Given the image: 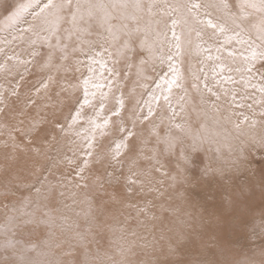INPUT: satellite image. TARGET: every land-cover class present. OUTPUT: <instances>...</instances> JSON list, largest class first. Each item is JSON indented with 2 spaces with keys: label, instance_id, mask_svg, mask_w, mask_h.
Masks as SVG:
<instances>
[{
  "label": "rangeland",
  "instance_id": "374dc122",
  "mask_svg": "<svg viewBox=\"0 0 264 264\" xmlns=\"http://www.w3.org/2000/svg\"><path fill=\"white\" fill-rule=\"evenodd\" d=\"M24 2L27 0H0V48L4 50L0 60V65L4 67L0 70L4 71L9 79L8 81L0 79V140L7 141V147L0 148V224L4 223L6 216L17 214V211L29 201L32 203L27 210L31 211L37 201L36 189L41 188L43 184L42 196L46 195L44 189L50 183L56 185L58 191L66 192L64 197L59 196L57 192L49 203V208L54 209L53 215L57 217L53 231L61 247L51 250L43 247V241L48 238V228L45 225L38 228L28 225L23 229H17L15 236V239L25 244L35 243L38 250L48 252L49 255L41 257L42 259L58 260L61 264H76L84 261L86 257L95 256L97 252L100 255L107 253L119 259L112 241L119 235L118 230L123 226L129 232L135 230L138 237H143L149 243L147 249L139 246L134 248V254L128 256V260L133 264L146 260L158 261L159 264H224L230 255V262L248 260L253 264H261L264 260L262 255L264 240L258 235V228L257 234H252V222L259 225L260 220L264 219L261 215L264 213V178L261 175L264 163L256 160L250 167L234 163L238 155L235 149L239 143L236 130L231 124L221 127L214 125L211 120L204 121L202 116L198 117L197 112L201 109L200 95L194 92L186 94L181 101L179 96L172 94L173 91H177V87L173 86L170 103L180 113L177 120H188L194 130L199 129L201 122L207 123V130L203 135L208 137V141L194 155L195 164L181 171V168L177 167L175 155H163L160 157L164 164L162 173L167 174L153 172L150 182L145 183L143 190L135 188L129 195L121 179L120 185L115 189L105 183V192L103 195L100 194L95 184L97 177H103L105 169L111 172L115 168L117 175L121 172V169L111 161L115 142L120 138L118 122L123 120L126 127L132 128L133 119L137 116L142 119L147 115L148 112L142 113L138 102L149 87V81L145 83L148 86L143 87L141 80L135 77L137 67L129 70L123 62L115 65L120 73L118 79L113 80L107 71L100 79L99 67L91 66L96 71L95 74L90 73L87 68L89 65L83 64L82 53L78 54L79 59L76 53V57L65 64L68 71L42 67L49 50L40 41L36 44L31 43L37 39L33 32L23 33L22 40L19 38L12 40V34L19 36L20 30L26 28L27 21L14 26L8 21L4 23L15 6ZM29 19L32 20V16L26 14V20ZM181 30L183 31V28ZM194 36L192 35L193 38ZM218 40L222 42L223 37ZM230 44L238 45L235 41ZM181 47L187 49L185 42L181 43ZM33 51L39 52L40 55L33 57L31 55ZM98 51L99 47L93 50L92 54L97 57ZM8 56H15L18 59L7 60ZM76 60H79L81 65L76 64ZM20 61L31 62L25 64ZM202 62L204 61H196L191 57H179L174 66L179 69L182 76L189 79V75L193 74ZM69 67L76 71L72 74ZM108 67H113L111 60ZM256 67L259 69L261 66L257 64ZM86 73L93 77L92 83L105 84L102 89L104 92H108V81L113 80L112 91L104 100V112L97 119V123H102L104 116H111L116 110L117 97L122 96L124 101L120 116H111V123L104 130V134L101 135L100 129L96 130L91 156L87 155L88 140L91 136V125L88 120L94 118L95 112L99 110V92L95 98L89 96L95 107L84 105L81 119L71 129L68 127L84 99L83 87L73 88L71 84L77 82L80 85ZM231 74L236 75L239 80L240 74L236 72ZM50 76L53 79L49 80ZM205 77L206 82H210L209 76L199 77L198 82L204 83ZM257 78L259 79L258 76ZM18 81L22 84L19 89ZM45 83L47 87L43 86ZM184 86L188 91H192V84L185 82ZM14 90L16 95H13ZM89 91L96 92V89L89 86ZM239 98L237 97L238 100ZM157 101L162 107L168 106L164 96ZM223 102L222 100L221 103ZM181 103L185 107L184 112H180ZM156 106L155 103L152 109L155 115L150 121L159 125L163 134L170 114L169 112L165 114V109L157 111ZM8 108L11 111L10 125L4 118ZM236 111L248 116L251 113L250 117L264 121V118L259 116L260 109L238 108ZM253 112L256 113L255 116ZM148 122L136 123L138 126L134 129L136 137L131 143L139 144L142 139H150L154 143V138L150 137L151 128ZM243 127L245 131L256 135L264 133V127L259 123L255 129H249L247 125ZM5 150L7 153H4ZM85 160L89 162L83 172L86 180H80L76 173ZM205 166H210L213 170L209 175L202 172ZM123 172H127V164ZM61 182L67 187L61 188ZM76 183H87L89 186L75 188ZM156 183L158 185H155ZM149 188H155L157 191H149ZM113 191L116 192L119 202H113L111 199L110 194ZM70 192L76 193L75 203L69 195ZM149 201L152 204L150 210L158 212L162 221H169L167 228L169 230L165 231L166 227H162L163 224L159 225L161 224L159 221H156L152 232L141 227L137 221H128L133 213H137L138 208L144 207ZM194 201H199L201 205L198 206ZM206 202L208 204L205 206ZM41 203L47 201L41 199ZM111 211L115 215L114 219H109ZM39 216L40 213H37V217ZM60 217L66 219L62 220ZM203 229L206 231L203 232ZM77 233L85 235L86 239L81 242ZM190 238H193L192 243L186 241ZM3 239L4 237L0 236V244L3 243ZM144 240H138V245ZM206 241L208 248L205 250L196 248ZM164 244L168 245L169 254H166L164 249H159ZM223 254L229 255L228 258H223ZM5 255L6 253L0 250V262ZM29 255L35 257L36 253Z\"/></svg>",
  "mask_w": 264,
  "mask_h": 264
},
{
  "label": "snow or ice",
  "instance_id": "6c2138e0",
  "mask_svg": "<svg viewBox=\"0 0 264 264\" xmlns=\"http://www.w3.org/2000/svg\"><path fill=\"white\" fill-rule=\"evenodd\" d=\"M26 14L31 15L33 22H38V25L29 24L27 28L20 30L19 36L13 35L12 40L17 38L22 40L23 33L33 32L37 39L31 43L36 44L40 41L49 50L42 67L68 71L65 64L76 53H84L85 48L93 51L99 47L100 51L96 52V56L100 59L97 60L94 56H89V59L93 64H99L100 79L103 78L105 71L113 80L118 79L120 73L116 70L115 65L121 62L129 70L136 66L138 72H142L143 66L149 61L159 59L161 63H164L173 61L174 57L181 56L183 54L181 36L176 32V28L181 25L199 26L189 30H195L196 36L200 38L203 37L206 30H211L210 39L223 37V44L235 41L245 48L246 54H241L242 65L239 67L232 68L222 62L217 65L221 75L220 79L215 80V84L219 85L220 91L209 87L206 77L203 91L200 90L198 84L193 83L192 87L200 92L199 103L204 106L197 112V116H202L204 121L211 120L214 125L231 124L236 130L239 143L235 149L238 153L237 159L234 161L235 164L250 167L256 160L264 163V133L256 135L245 131L243 127L247 125L249 129H255L258 123L264 127V121H257L243 112L236 111V109L245 106L252 109L253 104L245 105L244 103V101L252 99L254 104L261 106L259 116L264 118V0H27V2L16 5L6 19L10 25L14 26L26 22ZM37 26L39 31L35 30ZM168 31H171L175 43L169 42L168 54L165 56L163 52ZM6 42L11 43L12 41ZM211 47V44L206 48L200 44L197 45L198 49L205 52H210ZM173 48H175V52L172 51ZM3 51L0 48V52ZM216 51L220 52L221 48L217 47ZM105 53L108 59H104ZM31 55L35 57L40 53L33 51ZM228 56L234 57L235 52L229 51ZM206 58L221 60L220 56L208 55ZM13 59H18V57H7V60ZM109 60L113 67H108ZM54 61H58V63H54ZM30 62L20 61L25 64ZM75 63L79 64L80 61L76 60ZM257 64L261 66L259 69L256 67ZM3 67L4 65H0V68ZM169 70L172 72V79L161 77L163 83L167 85L168 91V95L164 96L170 112L167 127L161 134L160 126L153 124L150 129V137L154 138V143L150 139H142L139 144H133L131 141L136 137L134 131L136 123L150 121L151 117L155 115L152 108L149 107L147 115H144L142 119L139 116L133 119L132 128L126 127L123 120L118 122L117 130L120 133V138L115 142V151L111 154V161L121 169V172L120 175H117L115 168L111 172L105 169L104 176L97 177L95 184L101 195L105 192V183L115 189L117 185H120L121 179H123L129 195L135 188L143 190L145 183L150 182L153 172L162 173L164 164L160 157L163 155H175L177 167L181 168V171L187 170L189 166L195 164L194 155L208 141V137L203 135V132L207 130L206 122H201L199 129L194 130L188 120H177L180 113L170 103V96L173 86L182 87V75L172 63H169ZM95 71L89 67L90 73L95 74ZM213 71L215 75V69ZM225 72L240 74L239 81L232 75H223ZM257 74L258 80H256ZM51 79L53 78L50 76L49 80ZM92 79L93 77L89 76L81 80L80 85L72 86L83 87L84 99L68 125L71 129L81 119L84 105L91 106L89 96L95 98L96 93L99 92V110L95 112L94 118L88 120L91 125L88 156L92 155V141L95 139L96 130L100 129L101 135H103L104 130L111 123V116L119 117L120 111L124 107L122 96L117 97L118 107L116 110L111 113V116H104L102 123H97V119L104 112V100L112 91L113 80L108 81V92H104L102 89L105 84L92 83ZM196 79L199 78L196 77ZM254 80L255 82H253ZM237 83H243L245 92L239 100L236 88L224 87V84ZM90 84L92 88L96 89V92L90 93ZM43 86L47 87V84L45 83ZM157 87L160 85L158 84ZM249 88L258 92L259 98H255L254 95L248 96L246 93ZM13 95H16L15 90ZM222 100L223 103H221ZM181 101H183V97H181ZM29 103H34V101H29ZM184 111L185 107L181 103L180 112ZM255 114L253 112V116ZM61 130L63 131V129ZM88 163L85 160L83 166L78 168L76 176L80 180H86L83 172ZM125 164H127L126 174L123 172ZM212 171L210 166H205L202 169L204 175H209ZM162 174L166 175L167 173L163 172ZM261 175L264 178V169H262ZM69 183L71 182L69 181ZM88 186L87 183L74 185L75 188H87ZM60 187L66 188L67 186L61 182ZM42 188H44L43 184L41 188L36 189L37 201L31 211L27 210L29 204L32 203L29 201L17 211V214L6 216L4 223L0 224V236L4 237L3 243L0 244V250L6 253L0 264H61L58 260L42 259L41 257H46L49 253L38 250L37 244H25L23 241L15 239L17 229H23L28 225L37 228L40 225H45L48 228V238L43 241V247L49 250L61 247V243L53 231L56 227L57 217L53 215L54 209L49 208V203L57 192L61 197H64L66 192L58 191L56 185L49 183L44 189L47 194L42 196ZM149 191H157V189L149 188ZM69 195L75 203L76 193L70 192ZM110 195L113 202H119L115 191ZM41 199L47 203H41ZM150 207L152 204L149 201L147 205L137 209V215L143 214L148 220L160 219L155 213L150 212ZM37 213H40L39 217H37ZM261 215L264 217V213ZM60 219L64 220L66 217H60ZM140 223L141 226H144L143 221ZM252 224V234L256 235L258 228V235L264 240V219L260 220L259 225H256L254 221ZM118 231L119 235L112 243L119 259H115L107 253L100 255L97 252L95 256L86 257L84 261L76 262V264H133L128 260V256L134 254V248L139 246L142 249H147L149 243L143 237H138L135 230L129 232L121 226ZM76 235L81 242L86 239V236L81 233ZM130 237L135 239H130ZM138 240H144V242L138 245ZM29 253H36V256H30ZM262 255H264V248H262ZM138 264H159V262L146 260L140 261ZM224 264H253V262L248 260L243 262L226 261ZM261 264H264V260L261 261Z\"/></svg>",
  "mask_w": 264,
  "mask_h": 264
},
{
  "label": "bare ground",
  "instance_id": "6f19581e",
  "mask_svg": "<svg viewBox=\"0 0 264 264\" xmlns=\"http://www.w3.org/2000/svg\"><path fill=\"white\" fill-rule=\"evenodd\" d=\"M26 21H27L26 28L28 27L29 24H37L38 25V22H33V20H30L29 19V20H26ZM6 22H7V20L4 23H6ZM198 27L199 26L190 24V25H187V26L181 25V26H178L176 28L177 35H180L181 36V43L185 42V47L187 46V49H183L184 47H181L183 54L181 56H179V57H185V58L191 57V58H194V60H196V61H198V60L200 62L201 61H204V62L201 63V66L199 68H197L195 71H193V74L191 73L189 75V77H190L189 79H186L185 76H182V80H181L182 87L177 88L176 89L177 91H173V93H172L173 95L179 96L180 98L181 97L184 98V96L186 94H189V93L192 94L193 92L196 93L197 95H200V92H198L193 87L191 89L192 91H188L185 88V86H184L185 82L186 83H190L192 85H193V83H196V84L199 85L200 90L203 91V85H204V83L198 82V79H196V77L199 78V77H202V76H209L211 78L210 82H208L209 87H212L215 91H220L219 85H216L215 82H213L216 79H220V75H221L219 73V69H218L217 65L222 62L226 66H229V67H232V68L239 67V66L242 65L241 54L242 53L246 54L245 48L242 47L239 44L238 45L223 44V41L221 42V41L218 40L220 38H218V39H210L211 30H206L204 32V35H203L202 38L196 36V31L195 30H192V31L189 30L190 28L196 29ZM181 28H183V31L181 30ZM35 30L38 31L39 30V27L37 26L35 28ZM12 35H14V33ZM192 35H195L194 38L192 37ZM187 39L190 40V41H188ZM172 41H174V40L172 39L171 31H168V38H167V41H165V44H164V52H163V54L165 56L168 54V45H169V42L172 43ZM172 44H174V43H172ZM198 44L202 45V47H204V48L208 47V45L211 44L212 47H211L210 52H205V51H202V50L198 49L197 48V45ZM217 47H220L221 48V51L220 52H217L216 51V48ZM172 51L175 52V48H173ZM229 51L235 52V56L234 57H229L228 56V52ZM2 53L3 52H0V60H1V56L3 55ZM78 54L79 53L76 54L77 55V59H79V55ZM82 54L84 56V58H83L84 59L83 60V64L84 65H89V66H87V68H89L91 66L92 67H96V66L99 67V64H93L90 61V59H89V56H94L92 54V51H89L87 48H85V52L82 53ZM76 55H75V57H76ZM208 55H211L213 57L220 56L221 57V60L220 61H217L215 59L208 60L206 58ZM179 57H174V60L173 61H165L164 63H161L159 59H156L154 61H149V63H147V64L144 65L145 67H143V71L142 72H137L135 74V77L138 78L139 80H141L140 83L143 85V87L149 85V87L147 88V90L144 91L143 98L140 99L139 102H138V104L141 106L142 113H144V114L147 113L149 107H151L153 109V107H154V105L156 103L157 106L155 108H156L157 111L159 109H165V111H166L165 114H168V112H169L168 106L167 105H164V107H162L160 105V103H158V101H157V100L163 98V96H165V93L168 92L167 89H165V87L167 85L163 83V81L161 80V77H165L166 79H169V80L172 79V72L169 70V63H172V64L175 65V63H176V61L178 60ZM95 58L97 60L100 59V57H98V56L95 57ZM104 59H108L106 53L104 54ZM9 62L13 63V61H9ZM79 64L81 65V63H79ZM108 64H110V60L108 61ZM80 65H79V67H80ZM214 69H215V75H214V71H213ZM75 71L76 70L74 68H70V72L72 74ZM165 74H167V75L165 76ZM223 75H232V74L225 72V73H223ZM89 76H90L89 73H86L85 74V78H87ZM232 76L237 80V76L236 75H232ZM257 76L258 75H256V80H258ZM0 79L1 80L2 79H6L7 81L9 80V79H7V76L5 75V72L4 71H1V70H0ZM10 80H17V79H10ZM147 81H149V84L148 85H145V83H147ZM253 82H255V80ZM158 84L160 85V87H157ZM73 85H78V83L77 82H74V83L71 84V86H73ZM19 86H18V89L22 87V84L20 82H19ZM89 86H91V84ZM224 87L229 88V89L236 88L237 91H238L237 97H240L241 95H244L245 94L243 83L224 84ZM246 94L248 96H253L254 95L255 98H259V96H260V94L258 92L251 91V88H249L247 90V93ZM244 103H245V105H247V104H253V108H255V109H260V107H261L259 104H254L252 99H248V100L244 101ZM90 107L91 108L92 107H95V104H93L91 102V106ZM200 107L202 108L204 106L200 105ZM244 108H247V107L245 106ZM6 110L7 111H6V115H5L4 118L6 119L5 121L7 122V124L10 125L11 111H10V108H8ZM169 114H170V112H169ZM249 115L251 116L252 114L249 113ZM147 124L151 128L152 125L154 124V121H149ZM222 125H225V124H221V125H218V126H221L222 127ZM136 126H137V124H136ZM135 144H137V143H135ZM4 147H7V141H6V139H3V141L0 140V148H4ZM4 153H7V150H5ZM205 159H206L205 160L206 163H208L207 162V160H208L207 157H205ZM157 176H161V175H157ZM155 185H158V183H156ZM120 195H121V193H120ZM121 197H122V195H121ZM122 199H123V197H122ZM200 201H202V200H200ZM198 202L199 201H194V203H198ZM207 204L208 203L206 202L205 203V206ZM200 205L201 204L198 203V206H200ZM150 212L155 213V211H152V210H150ZM155 215L160 218V216H159L160 214L158 212L155 213ZM110 218H113V219L115 218V215H114L113 211H111V213H109V219ZM160 220L161 219L148 220L143 214L137 215V213H133L131 215V217H129V220L128 221H137L139 223L141 221H143L144 222V226H141V227L145 228L149 232H152V229L157 224L156 221H159L161 223L159 225H162L163 224L162 227H166L165 231L166 230H169V229H167L169 227V221H162L161 222ZM205 231H206V229H203V232H205ZM192 240H193V238H190V239H188L186 241L191 242ZM190 246H191V244H190ZM196 248L201 249V250H205L206 248H208V242L207 241L206 242H202ZM159 249H161V250L164 249V252H166V254H169V247H168V245L164 244V246L163 247H160ZM227 256H229V255H224L223 254L222 257L223 258H228ZM229 257L230 258L225 259V261L230 262L229 259H231V255Z\"/></svg>",
  "mask_w": 264,
  "mask_h": 264
}]
</instances>
